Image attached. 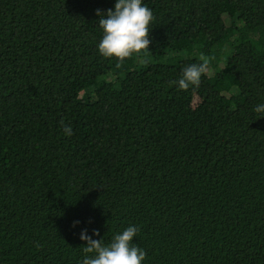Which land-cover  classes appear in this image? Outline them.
<instances>
[{
	"label": "trees",
	"instance_id": "16d2710c",
	"mask_svg": "<svg viewBox=\"0 0 264 264\" xmlns=\"http://www.w3.org/2000/svg\"><path fill=\"white\" fill-rule=\"evenodd\" d=\"M116 2L0 0V264H81L83 229L130 225L142 264H264V0H142L123 62L98 50Z\"/></svg>",
	"mask_w": 264,
	"mask_h": 264
},
{
	"label": "clouds",
	"instance_id": "9594fccd",
	"mask_svg": "<svg viewBox=\"0 0 264 264\" xmlns=\"http://www.w3.org/2000/svg\"><path fill=\"white\" fill-rule=\"evenodd\" d=\"M100 16L99 25L103 29V37L98 45V50L105 58L115 57L119 62L140 54L149 49V25L154 19L150 8L142 3V0H117L115 9L103 12L97 9ZM200 63L186 66L181 77L172 83L177 85L178 90L187 91L190 87H199L202 75L209 72V59L199 57ZM121 64L117 63V67ZM257 113L264 114V104L255 107ZM264 116V115H262ZM64 134L73 135L70 126L60 122ZM79 221L74 222V226ZM140 229L130 225L121 233H117L111 242L105 243L104 239H93L83 229L80 239L86 241L82 251L84 257L81 264H142L146 258V252L134 245L133 238L137 236ZM94 235L99 236L98 230Z\"/></svg>",
	"mask_w": 264,
	"mask_h": 264
}]
</instances>
